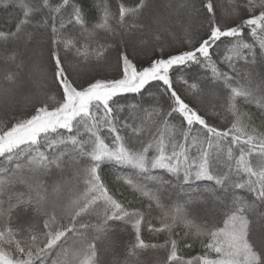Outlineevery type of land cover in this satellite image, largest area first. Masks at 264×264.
I'll return each mask as SVG.
<instances>
[{"label":"snow or ice","instance_id":"1","mask_svg":"<svg viewBox=\"0 0 264 264\" xmlns=\"http://www.w3.org/2000/svg\"><path fill=\"white\" fill-rule=\"evenodd\" d=\"M0 12V264H264V0Z\"/></svg>","mask_w":264,"mask_h":264},{"label":"rangeland","instance_id":"2","mask_svg":"<svg viewBox=\"0 0 264 264\" xmlns=\"http://www.w3.org/2000/svg\"><path fill=\"white\" fill-rule=\"evenodd\" d=\"M110 3H114V0H110ZM0 20H2V17H0ZM5 70H6L5 67L3 65H0V80H2ZM145 235L146 237L150 238L152 242H159V243L163 242L162 236L150 237V234H147V233H145Z\"/></svg>","mask_w":264,"mask_h":264},{"label":"trees","instance_id":"3","mask_svg":"<svg viewBox=\"0 0 264 264\" xmlns=\"http://www.w3.org/2000/svg\"><path fill=\"white\" fill-rule=\"evenodd\" d=\"M128 2L132 3L133 0H128ZM225 3H227V0H225ZM0 17H2V20H0V23H2L3 20L6 18V14H4L3 12H0ZM197 251H198V249H197ZM106 259H107V257H106Z\"/></svg>","mask_w":264,"mask_h":264}]
</instances>
